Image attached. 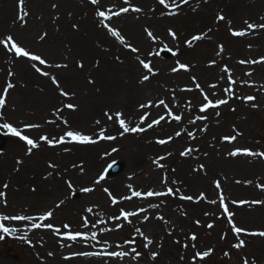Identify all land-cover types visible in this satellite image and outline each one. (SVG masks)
Masks as SVG:
<instances>
[{"label": "rangeland", "instance_id": "rangeland-1", "mask_svg": "<svg viewBox=\"0 0 264 264\" xmlns=\"http://www.w3.org/2000/svg\"><path fill=\"white\" fill-rule=\"evenodd\" d=\"M224 2L189 0L175 10L176 14L170 15L172 9H165L157 0H129L128 4L124 0H100L98 5H92L89 0H25L29 16L26 23H21L17 18L18 0H0V39L11 34L18 44L41 55L49 64L67 65L66 68L44 67L36 61L16 57L0 45V96L8 83L14 84L5 97V107L0 109V125L11 123L40 144L29 154L25 142L0 127L7 138L5 148L0 150V191L6 192L7 207L4 197H0V214L39 216L51 210L54 214L51 222L61 227L62 233L66 231L63 224H69L73 232L97 233L96 241L73 243L50 229H32L33 221H7L5 226L19 230L13 235L0 232V264H243L244 257L249 264H264V237L245 233L237 237L219 202L222 192L237 227L247 232L264 231V204L231 203L264 201V158L228 154L237 148L264 152V62L239 63L264 58V29L247 30L249 37L231 34L232 30L239 31L242 27L241 30H246L245 21L264 23L261 19L264 0ZM231 3L234 10L228 15L226 7ZM120 7L130 10L104 23L117 28L128 43L139 49L137 53L130 52L112 37L101 25L102 18L96 16L97 10L117 11ZM133 7L142 11L133 12ZM220 14L225 20H217ZM146 29L153 33L155 40L147 36ZM169 29L176 33L175 39L169 35ZM44 33L47 35L41 39ZM194 35H204V39L193 41L190 47L187 41ZM236 45L242 47L237 53ZM207 46L212 50H206ZM139 60L150 63L153 69L150 80L143 83L142 76L148 73ZM80 63L83 68L78 66ZM179 64L186 65L188 70L173 72ZM32 65L55 76L59 89ZM225 67L228 72L223 71ZM241 69L248 76L247 84L240 81ZM229 75L235 84H230ZM212 84L216 87H210ZM228 87L233 90L231 94L224 91ZM60 90L69 96H61ZM204 94L213 102L227 99L228 103L201 113ZM247 96L255 99H242ZM161 99L167 108L156 106ZM69 102L77 105L76 110L64 107ZM148 102L153 106L139 107ZM168 109L173 115H181V121L171 119ZM117 111L123 112L132 127L138 124L146 127L161 115L165 120L144 132L121 135L115 116L113 120L105 116L106 112ZM142 114H147L148 119L140 124ZM198 116L207 119L198 120ZM64 120L71 130H79L97 143L69 142L53 148L39 140L42 135L50 139L63 135L68 130ZM26 124L40 127L27 129ZM203 128L207 131H202ZM102 129H106L105 135L116 139H100ZM177 131L182 135L177 137ZM237 131L242 135L234 142L223 139ZM188 132H193L196 138L189 137ZM169 137L172 139L167 144L156 142ZM188 147L198 151L180 155ZM113 148L118 151L113 152ZM161 156L166 159L160 161L163 167H158L154 161ZM50 163L57 167L50 168ZM112 164L122 165V171L110 175L108 168ZM100 176L104 179L95 183ZM164 177L168 181L166 185L162 183ZM68 180L73 183L72 190L67 187ZM216 180L220 181V189L215 187ZM5 183L7 189L3 188ZM47 186L57 194L54 200L44 197ZM82 187H91L94 191L80 192ZM167 187L179 192L171 197L121 199L130 196L133 190L146 193L164 191ZM104 188L120 203L111 204ZM180 195L194 199L181 200ZM97 200L104 204L101 208L90 204ZM213 200L216 203H211ZM150 204L159 207L151 208ZM89 207L93 209L91 213L86 211ZM141 208L147 211L140 212ZM121 209L136 211L139 215L129 217L131 223L123 218L113 219ZM160 216L164 219H157ZM84 217L88 219V227L83 226ZM197 220L199 224L195 223ZM119 224L123 227L116 228ZM209 224L213 227L209 228ZM136 228L153 241L147 248L144 247L147 241ZM192 234L197 236L196 241L188 239ZM22 236L26 239H21ZM239 240L245 241V247L235 249L233 245ZM105 241L112 245L108 251L130 252L135 248L142 260L138 262L131 256L124 260L72 256L85 250L103 251L107 247ZM61 243L72 246L61 247ZM185 244L187 248L183 247ZM209 249L211 254L203 261L193 259L195 252ZM152 252L158 253L155 260L151 259Z\"/></svg>", "mask_w": 264, "mask_h": 264}, {"label": "snow or ice", "instance_id": "snow-or-ice-1", "mask_svg": "<svg viewBox=\"0 0 264 264\" xmlns=\"http://www.w3.org/2000/svg\"><path fill=\"white\" fill-rule=\"evenodd\" d=\"M89 2L92 5H98L100 3V0H89ZM159 5H162L165 9H172V11L169 12L170 15H174L176 14V9H179L182 5L184 4H188L189 0H179V2H177V0H157ZM125 4L129 3V0H124ZM53 7H55V5H53ZM129 7H120L119 10L117 11H113L111 8H108L107 10L101 11V10H97L96 11V16L102 18L100 23L101 25L107 29V32L112 36L115 37L116 40H118V42L121 45H124L130 52L132 53H137L139 51L138 48L134 47L133 45H131L130 43H128L125 39V37L121 34V32L115 28L110 26L109 23H104V21H111L112 17H119L122 13H127L129 12ZM131 11L133 12H140L142 11V9L138 8V7H133L131 8ZM29 16V12L25 9V0H18V14H17V18L21 23H26V17ZM262 20H264V17H261ZM217 20L219 21H223L225 20V17L223 14H220L217 16ZM246 25V30H232L231 34L235 37H242L248 34L247 30H255L257 28L260 29H264V23L261 24H254V23H250L248 21L244 22ZM75 27V26H74ZM147 33L148 37H151L153 40L156 39V37L153 35V33L149 30H145ZM209 31H211V29H209ZM47 35V33H44L43 36H41V39H44V37ZM169 35L172 36L173 39L176 38V33L174 31H172L171 29H169ZM204 39V35H194L192 36V38L190 40L187 41V44L191 47L193 41H198V40H202ZM0 45H3V47L8 51V52H12L14 53V55L16 57H20V58H27V60L29 61H36L39 63V65L44 66V67H56V68H66L67 65H61V64H49L48 61L46 59H44L41 55L33 53L29 50H26L25 47L21 46L20 44L17 43V41L13 38V36L11 34L7 35L6 37H4L3 39H0ZM168 51H171V49H168ZM220 51H223V46H220ZM118 59V58H117ZM264 62V58H261L260 61H245V60H241L239 61V63L244 64V63H261ZM213 64L215 63V61L212 62ZM139 64L142 65V67L144 69L147 70L148 74H144L142 76V80L141 83L149 81L150 80V75L151 73H153V69L150 66V63H146L144 60H139ZM35 69V71L37 73H39L42 76L45 77H49V79L51 80L52 84H54L58 89H59V82L57 81L56 77L51 75L48 71H43L41 67H38L36 65H32ZM80 68H83L84 65L82 63H80L78 65ZM179 69H184V70H188L187 66L184 64H179V68H173L172 71L176 72ZM224 72H228L229 70L227 69V67H225L223 69ZM247 75H251V73H247ZM229 82L230 84H235L236 81L232 80L231 75L228 76ZM193 80H195V78H193ZM91 82V81H90ZM196 88H200L199 83H196ZM14 87V84L12 83H8L6 88L3 90V96H0V109H3L5 107L6 104V99L5 97L7 96L8 90L12 89ZM210 87L215 88L216 85L212 84L210 85ZM188 91H191V89H187ZM225 92L231 94L233 92L231 87H228L226 89H224ZM60 95L63 97H68L69 93L63 90H60ZM204 101L205 103L200 107L199 111L201 113H205L207 112L210 108L211 109H215V108H219L221 105H225L228 103L227 99H217L215 102H213V100L209 99L207 94H204ZM245 101H253L255 99V97L253 96H247L242 98ZM159 105H164L165 108H167V105L165 104V101L163 99L159 100L158 104L156 105L157 107ZM152 103L148 102V103H142L139 105V107L141 109L144 108H150L152 107ZM65 108L70 109V110H76L77 105H74L72 103H67L64 105ZM253 107H256L255 104H253ZM62 111V109H57V112ZM234 111V109H233ZM168 115L171 117V119L179 122L182 119L181 115H173L171 112V109H168ZM217 115H219V113H217ZM0 116H2V113H0ZM105 116L108 120H113V116H115L116 118V123L119 125V128L122 129L121 135H124L126 133H138V132H144L147 129L152 128L154 125H159L161 123V121L165 120V116L161 115L158 119L152 120L151 122H149L147 124L146 127H140V125L138 124L135 127H132L129 125V123L126 122V118L124 117L123 112L117 111L114 114H109V113H105ZM148 119V115L147 114H142L140 116V124H143L146 120ZM196 119H207L206 116H198L196 117ZM49 123H51V121H49ZM63 123L65 125H68V122L66 120L63 121ZM97 124L100 123V121H96ZM194 123V121H193ZM0 127H3L4 129H7L8 132L14 136V137H18L19 140L25 142V144L27 145V152L30 154L32 152L33 149H38L40 147V144L37 140L31 139L29 138L28 135H24L22 134V132L15 126H13L11 123H4L2 125H0ZM27 129H32V128H38L40 127V125L38 124H26L24 126ZM202 131H207V128H203ZM235 131V130H234ZM106 129H102L99 132V138L103 139V140H115L116 137L112 136V135H105ZM175 135L177 137L181 136L182 133L180 131H177L175 133ZM187 135L189 137H191L192 139H195V134L193 132H188ZM242 135V133L240 132H236L235 135L232 136H224L223 139L225 141H228L229 143L234 142L237 139V136ZM172 139V137H169L168 139H159L156 142L158 144L164 145L170 142V140ZM39 140L44 141L48 146L55 148L57 145L59 144H66L69 142H76L79 144H95L97 143L96 140H94L91 136L83 134L81 131L79 130H71V126L68 125V130H66L63 135L59 136L56 139H50L48 136L46 135H42L39 137ZM113 152L118 151V149L113 148L112 149ZM194 151H198V149H194L192 147H188L186 148L184 151H182L180 153V155L182 156H188L190 153L194 152ZM229 156H238V155H244V156H249V157H261L264 158V152H254L250 149H240L237 148L233 151H230ZM170 155V153H169ZM166 159V157L161 156L159 157V159H157L156 161H154L158 167H163L162 164H160L161 160ZM114 166V165H110L109 167ZM50 168H56L57 165L54 163H50L49 164ZM73 167L75 168L76 165H73ZM200 168L203 169L204 165L201 164ZM104 176H100L99 180L95 181V183H99L100 180H103ZM162 183H164L165 185L168 183L167 178L164 177L162 180ZM215 187L217 189L221 188V184L219 180H216L215 182ZM67 187L72 190L73 189V183L71 180L66 181ZM131 187V186H129ZM4 189L8 188V184L5 183L3 185ZM33 191H35V189H32ZM94 189L91 187H82L80 189V192L83 193H91L93 192ZM103 191L105 193H107V195L110 197V202L111 204L115 205L120 203V200H118L115 196L112 195V193L109 191L108 188H104ZM179 192V189H177L176 191L173 190L172 187H167L166 190L164 191H152L149 190L146 193H142L141 191H136L133 190L131 192L130 196H124L121 199L123 200H131L133 197H137V198H149V197H171V196H176L177 193ZM73 195H75L76 193L73 192ZM0 197H4V206L7 207V199H6V192L4 191H0ZM181 200H188L191 201L194 198L190 195H180L179 197ZM203 195L201 194L200 199H203ZM197 202H199L197 200ZM219 202L221 207L223 208V212L224 214L227 216V219L229 221V223L232 224V230L234 231V233L237 235V237L240 236L241 233H245L249 236H260V237H264V231H260V232H247L246 229H242L240 227H237L233 222H232V217H233V213L231 211H229V206L227 203H225V199L223 196V193H220L219 196ZM211 203H216L215 200L211 201ZM232 204H239V205H243L246 203L249 204H264V201L261 200H255V201H231ZM60 205L58 204L57 207H59ZM149 207L151 208H157L159 207L158 204H150ZM87 212L91 213L93 211V209L91 207L86 209ZM140 212H146L147 209L141 208L139 210ZM139 212L136 211H124L123 209L120 210V214L116 217H114L113 219L115 220H120L121 218H123V220L127 221L128 223H131V221L129 220V217H133V216H138ZM53 212L51 210L45 211L43 214L39 215V216H32V215H19V214H15V215H8V214H0V232L7 234V235H13L14 233H16L19 229L18 228H12V227H7L5 226V222L7 221H19V222H26V221H33V223H31V228L32 229H41V228H45V229H50L53 231L54 234L56 235H60L62 236L63 240L66 241H71L73 243H75L76 241L80 240L82 242H88V241H96L97 240V233L95 231L91 232V234L89 235L88 233H82L80 231H76L73 232L71 230V227L69 224H63L62 228L65 229L66 231L62 233L61 231V227H56L54 226V224L51 222L53 219ZM148 219L147 216L143 217V220L146 221ZM157 219L163 220L164 218L162 216L157 217ZM38 221V222H35ZM47 222V223H44ZM101 223H106L105 221L101 220ZM195 223L199 224V221L197 220ZM83 226L84 227H88V219L87 217L83 218ZM116 228H120L123 227L122 224L119 225H115ZM209 228H212L213 225L209 224L208 225ZM106 231H111L112 229H105ZM136 232L140 233L141 236L144 237V239L147 241V244L144 245L145 248L148 247V245L152 244L153 241L151 239H149L142 231L140 228H136L135 229ZM21 239H26V237H20ZM188 239H190L191 241H196L197 240V236L195 234H192L190 237H188ZM99 243V241H97ZM29 243H31V241H29ZM105 245H107V247L104 248L103 251H80V252H75L72 254L73 257L75 256H82V257H112V258H118L119 260H124L125 257L131 256L132 259H137L141 256V253L138 252L135 248H132L131 251H124V250H112V251H108V248H111L112 245L108 244L107 241L104 242ZM126 243H134V241H127ZM177 243H179V241H177ZM61 247H71V244H64L61 243L60 245ZM116 248H123V245H116ZM184 248H187L188 245L185 244L183 245ZM193 248H195V244L192 245ZM233 247L235 249H240L242 247H245V241L244 240H239L238 243L234 244ZM211 249L207 250V251H197L194 254L193 259L195 260L196 258H198L199 260L203 261L205 258H207L210 254H211ZM134 254V255H133ZM49 255H52V253H49ZM225 255H228V253H225ZM151 259L155 260L158 256V253L156 252H152L150 254ZM72 257H65V259H71ZM243 264H249V260L247 257L243 258Z\"/></svg>", "mask_w": 264, "mask_h": 264}, {"label": "bare ground", "instance_id": "bare-ground-1", "mask_svg": "<svg viewBox=\"0 0 264 264\" xmlns=\"http://www.w3.org/2000/svg\"><path fill=\"white\" fill-rule=\"evenodd\" d=\"M221 2H223V3H225L224 2V0H221ZM233 10H234V7L232 6V3L231 4H229L227 7H226V12H227V14L228 15H230L231 13H233ZM241 29H244L243 27L241 28ZM240 29V30H241ZM249 33H250V31H249ZM248 35V37L250 36L249 34H247ZM211 48V47H210ZM208 46L206 47V50H212V49H210ZM241 48L242 47H240V46H238V45H236V47H235V52L237 53V52H239L240 50H241ZM206 54H210V51H207L206 52ZM242 70L243 69H241L240 70V73L242 72ZM218 74V73H217ZM246 75H244L243 74V72L241 73V76H240V81H241V83L242 84H247V83H249V80L247 79V77H245ZM221 75H220V79H221ZM223 81V80H222ZM218 83L220 84V82L218 81ZM225 146V145H224ZM238 156H241V155H238ZM40 190H42V189H40ZM43 192H44V197H48V198H50L49 200H54L56 197H57V194L56 193H54L52 190H50L49 188H48V186L47 187H45L44 188V190H43ZM29 198V197H28ZM32 201H33V198L31 199ZM96 200V199H95ZM34 201H37L36 200V196H34ZM95 203H90L91 205H93V204H97L98 206H100V208L104 205L103 203H101L100 201H98L97 200V202L96 201H94ZM39 214V213H38ZM155 232H153V236H155ZM139 251V250H138ZM134 255V254H133ZM135 260H137L138 262L140 261V260H142V255L139 257V258H137V259H135Z\"/></svg>", "mask_w": 264, "mask_h": 264}, {"label": "water", "instance_id": "water-1", "mask_svg": "<svg viewBox=\"0 0 264 264\" xmlns=\"http://www.w3.org/2000/svg\"><path fill=\"white\" fill-rule=\"evenodd\" d=\"M5 146V138L3 137L2 134H0V149H3ZM122 171V166L121 165H114L110 167L109 172L111 175H117Z\"/></svg>", "mask_w": 264, "mask_h": 264}]
</instances>
